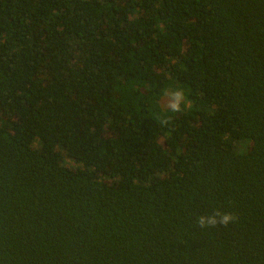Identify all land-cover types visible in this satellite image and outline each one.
<instances>
[{
	"label": "trees",
	"instance_id": "trees-1",
	"mask_svg": "<svg viewBox=\"0 0 264 264\" xmlns=\"http://www.w3.org/2000/svg\"><path fill=\"white\" fill-rule=\"evenodd\" d=\"M0 264H264V0H0Z\"/></svg>",
	"mask_w": 264,
	"mask_h": 264
},
{
	"label": "clouds",
	"instance_id": "clouds-1",
	"mask_svg": "<svg viewBox=\"0 0 264 264\" xmlns=\"http://www.w3.org/2000/svg\"><path fill=\"white\" fill-rule=\"evenodd\" d=\"M166 103L164 107L170 112L182 111V105L185 103V94L183 90H174L166 93ZM238 220V217L233 213L222 210H215L209 214H203L196 218V223L200 228H215L223 225L227 227L229 224Z\"/></svg>",
	"mask_w": 264,
	"mask_h": 264
},
{
	"label": "rangeland",
	"instance_id": "rangeland-1",
	"mask_svg": "<svg viewBox=\"0 0 264 264\" xmlns=\"http://www.w3.org/2000/svg\"><path fill=\"white\" fill-rule=\"evenodd\" d=\"M174 90H176V89H170L168 92H171V91H174ZM165 96H166V95H165ZM165 103H166V99H165V97H164L163 100H162V105H163V107H164ZM164 108H165V107H164ZM165 109H166V108H165ZM249 146H250V143H248L247 141H246V142H241V143L238 145V149H239L240 151H244V150H247Z\"/></svg>",
	"mask_w": 264,
	"mask_h": 264
}]
</instances>
